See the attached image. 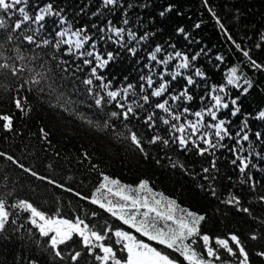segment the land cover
Segmentation results:
<instances>
[{"label":"trees","instance_id":"1","mask_svg":"<svg viewBox=\"0 0 264 264\" xmlns=\"http://www.w3.org/2000/svg\"><path fill=\"white\" fill-rule=\"evenodd\" d=\"M48 4L53 6V14L46 16L42 27L26 24L21 32L0 29V44H3L0 51L13 58L18 54L24 56V60L15 59V64L34 70H26L16 77L7 70H0V113H14V131L0 129V152L11 155L24 168L37 173L33 176L6 156L0 157V193L7 195L9 203L25 199L49 215L59 210L65 218L80 215L97 226L107 220L114 228L133 231L75 193L90 197L102 181V174L133 187L147 180L154 191L174 199L180 208L204 215L202 233L213 238L234 233L249 253L250 264H264V258L256 254L264 252V119L259 118V113L264 111V70L252 67L236 47L239 44L241 49L249 51L252 59L264 65V44L256 47L264 34V0H117L115 6L108 7L102 0H26V4L20 6L26 7L31 15ZM169 5L171 10L161 16ZM0 18L10 27L18 14H0ZM112 27L125 29L123 39L109 31ZM180 28L184 29L183 33L178 32ZM80 29H85L84 34L91 37L80 51H94L102 58L112 53V60L97 69L102 81L91 73L98 63L94 56L69 55L67 45L61 44L58 49L54 46L58 40L74 39L71 32ZM60 31L68 35L62 38L58 35ZM32 32L38 40L48 39L52 43L39 48L28 45L21 37ZM129 32L134 33L136 39H130ZM146 34L147 39H139ZM9 35L13 36L11 41ZM157 46L163 49L157 54L158 60L180 51L189 57L190 67L181 69L182 74L173 80L171 73L177 71L180 61L173 60L167 65L151 61L150 55ZM130 49L135 50L134 54ZM192 56L197 58L192 61ZM84 59L92 63L86 65ZM234 67L240 87L227 84V75ZM195 69L203 75L195 76ZM36 72L45 74L41 84L29 83L20 91L28 99L25 115L15 109L13 96ZM161 73H165L164 79L169 81L168 91L162 97H151L152 89L146 85L141 91L142 77L151 75L158 86ZM188 76L193 77L194 84H187ZM89 78L93 79L91 87L97 93L103 91L102 84H108L109 90H123L128 85L132 88L118 101L97 107L95 97L88 92L90 86L83 83ZM220 87L225 91H215ZM41 88L43 91L38 90ZM185 89L192 99L172 103L170 97ZM145 94L150 96L147 104L142 100ZM213 95H220L229 104L227 109L217 112L218 119L226 122L229 136L219 142L222 146L204 155L197 154L195 148L182 151L178 144L171 142L169 126L161 121L165 114L156 109L155 104L168 99L174 111L183 112L188 108L184 119L191 121L196 119L195 112L214 103ZM57 97L61 98L59 102ZM234 99L235 106L231 103ZM117 102L132 106L136 115L128 121L111 118V112L121 111L116 107ZM236 106L240 113L232 116ZM153 112L155 127L150 129L144 120ZM106 121L108 128H104ZM205 123L215 122L205 116ZM40 128L48 132L47 140L41 138ZM128 129L143 137L147 157L126 138ZM244 132L249 136L247 141L240 139ZM257 132L261 134L259 139ZM157 134L169 139V145L146 142ZM239 149L242 151L238 154L246 157L249 164L243 173L239 170V160L232 163ZM213 161L215 168H212ZM204 168L209 171L205 173ZM39 177L55 180L64 188ZM68 188L72 191H67ZM213 189L215 195H212ZM230 196L238 198L239 204L223 202ZM243 208L249 211H241ZM93 212L97 214L95 217L91 215ZM28 215L19 212L12 217L16 223L9 224L6 231L0 233V264H68L67 259L60 261L54 256L47 238L32 228ZM252 234L257 236L256 240L250 239ZM72 248L84 252L78 243L72 244ZM67 251L65 248L66 256ZM222 255L227 260L233 259L227 253ZM177 258L184 264L181 257ZM79 264L95 262L84 254Z\"/></svg>","mask_w":264,"mask_h":264},{"label":"snow or ice","instance_id":"2","mask_svg":"<svg viewBox=\"0 0 264 264\" xmlns=\"http://www.w3.org/2000/svg\"><path fill=\"white\" fill-rule=\"evenodd\" d=\"M206 2V0H205ZM105 7L115 6L117 0H102ZM26 4V0H0V14L3 16H9L12 14H18V19L10 27L6 24L4 18H0V29L7 28L10 32H21L24 30L26 24H36L42 27V21L46 19V16L53 14V6L48 4L45 7L39 8L35 14H29L26 7L20 5ZM171 5L165 11L160 13L161 16L165 15L166 11L171 10ZM127 24V19L124 20ZM219 23V20H217ZM223 28V25H220ZM199 27V24L196 25ZM103 31V30H102ZM117 38L123 39L125 29L112 27L109 29ZM85 29H80L71 32V37L74 39H62L55 42L54 46L58 49L61 44L67 45L66 54L75 55L80 57L85 55L95 58L98 62L95 67H92L91 73L96 80L102 81L103 78L97 75L98 68H104L109 61L112 60V53H108L107 58H102L94 51L82 52L86 44L89 43L91 37L84 34ZM178 32L183 33L184 29H178ZM60 37H66L68 35L65 31L58 33ZM128 37L130 39H136L134 33L129 32ZM13 39L12 35L8 36V40ZM21 39L28 45H34L35 47L48 46L52 42L48 39L38 40L35 32L31 34H24ZM111 39V37H109ZM140 40L147 39L145 36L139 37ZM261 43H258L256 47H261L264 44V34L261 35ZM93 49L95 44H92ZM174 47V46H173ZM238 49L242 51L244 57L248 58L252 67L257 70H264V65L258 63L252 59L249 55V51L241 49L239 44L236 45ZM3 49V44H0V50ZM130 51L135 52L134 49ZM163 49L157 46L154 52L150 55V60L162 65H167L170 61L179 60L176 65L177 71L171 73L173 80L177 76H180L181 69H188L190 67V60L187 55L182 54L180 51H175L174 54H168L167 59L161 58L158 60L157 54L161 53ZM17 52L19 53V46H17ZM197 57L192 56L191 60L194 61ZM15 59L24 60L25 57L17 55L13 58L5 56L3 51H0V70H7L13 77L19 76L24 71H34L33 69H27L26 66H17ZM12 60V63L9 61ZM84 64H91L89 59L83 60ZM165 73H161V82L156 85L151 75L142 77L144 83L141 84V91L144 90L145 85L152 89L151 97H162L168 91L169 81L164 79ZM203 73L199 69H195V76H202ZM45 79V74L36 72L30 79L25 81L21 85L20 89H16V95L13 96V104L17 111L22 114L28 112V99L27 96L21 95V89L25 88V85L31 84L33 86L40 85L41 81ZM239 77L237 76V69L234 67L227 75V84L240 87ZM192 76L187 77V84H194ZM84 84L90 86L88 92L95 97V105L102 107L105 103L118 101L119 97L126 96L128 90L132 88V85H128L123 90H109L108 84H102V92L97 93L93 91L91 87L93 85V79L89 78L83 81ZM250 87L251 84L245 81ZM51 88L52 86L49 85ZM31 91L32 89H28ZM43 91V89H38ZM215 91L223 92L224 87L215 89ZM244 91H247L245 88ZM107 97V99H105ZM191 100L192 96L188 95L187 89L180 92L178 95H172L170 100L175 103L181 99ZM60 97H57V101H60ZM150 96L145 94L142 96V100L145 104L149 102ZM212 100L214 103L208 108L197 111L193 115L195 120L184 119V114L189 112L188 108H184L183 112L174 111L169 103L168 99H164L155 104V108L160 110L165 116L161 117L163 124L168 125L170 129L171 142L178 144L182 151L195 148L197 154L204 155L209 152L210 149H215L220 141H223L226 136H229V131L225 126V121L218 119L217 112L221 109H227L229 104L224 102V98L220 95H213ZM232 105H236V100L231 101ZM142 106V105H141ZM116 107L121 111H113L110 113L111 118L122 119L128 121L130 117L135 116L134 108L132 106H126L124 103L117 102ZM65 111H68L65 108ZM240 113L238 106L234 107L231 112L232 116H237ZM155 112L146 116L144 123L148 127H155ZM205 116L210 117L211 121L215 123H205ZM259 118L264 119V111L259 113ZM92 124V121H88ZM110 125L106 121L104 128H108ZM244 126H247V121L244 122ZM99 127V125H97ZM127 128L128 126L125 125ZM0 129L5 132L14 131V113L6 114L0 113ZM211 131H208V130ZM41 138L48 139V132L44 128H40ZM240 136L239 133H237ZM259 139L261 134L256 133ZM215 138V140L213 139ZM130 140L131 144L135 145L140 152L144 153L147 157L144 144L145 140L141 137L137 131L128 129V135L126 137ZM240 139L247 141L249 136L247 132H244ZM148 144H163L168 146L169 139H165L160 135H152L146 141ZM239 143V141H238ZM203 145V147L201 146ZM237 158L232 161L233 164L239 160V170L241 173L249 167L246 157L240 156L238 153L242 149L236 150ZM250 155V154H249ZM17 164L25 172H29L33 176H37V173L31 169L24 168L22 164H19L11 155L0 152V157H5ZM87 158V154H85ZM159 163V161H157ZM177 165L173 164V167ZM215 161L212 162V168H215ZM182 167V165H181ZM203 171L207 173L208 168H204ZM40 179L47 180L49 184L56 187L64 188V185L58 184L55 180L48 179L47 177H39ZM67 191L71 192L72 189L68 188ZM82 200H86L92 205L97 206L104 212L108 213L116 221H119L122 225L127 226L128 229L133 231H127L124 228H114L107 220L101 225L90 223L88 220L80 215L74 216L69 219L60 215L59 210L55 215H49L46 212L39 210L33 203L25 199H18L12 203H9L7 195L0 193V233L6 231L9 224H15L16 220L12 219L13 216L18 215L19 212L29 214L28 220L32 228L37 230L40 236L47 238V243L55 257L60 261L67 259L68 264H79L82 255L86 254L91 257L95 264H181L177 258L181 257L184 264H250L249 253L245 246L242 244L240 238L230 233L226 237H210L206 233L201 232V222L205 220L204 215L197 214L188 209L180 208L174 199H170L164 196L162 193H158L150 186L149 181L141 180L135 187L122 184L119 180L110 178L108 175L102 174V181L95 188L92 195L82 196L80 193H75ZM212 195H215L213 189ZM264 199V197H262ZM226 204H239L238 198L230 196L226 201ZM243 212H248L247 208L240 209ZM92 217L97 214L93 212ZM143 237L145 239H140ZM78 238V240L74 239ZM250 239L256 240L257 236L252 234ZM151 242V243H149ZM78 243L79 247L84 250H75L72 248V244ZM158 245L160 247L154 246ZM65 248L68 249L67 256L65 255ZM227 253L232 260H227L222 255ZM177 254V255H173ZM258 256L264 258V252L256 253Z\"/></svg>","mask_w":264,"mask_h":264}]
</instances>
